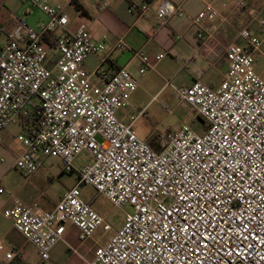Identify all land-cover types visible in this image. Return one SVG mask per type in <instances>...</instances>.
Returning a JSON list of instances; mask_svg holds the SVG:
<instances>
[{
	"label": "built area",
	"instance_id": "2783aa9c",
	"mask_svg": "<svg viewBox=\"0 0 264 264\" xmlns=\"http://www.w3.org/2000/svg\"><path fill=\"white\" fill-rule=\"evenodd\" d=\"M233 1L236 10L246 8V1ZM22 2L40 9L48 20L33 28L18 19L0 44V133L10 126L22 129L17 140L24 151L16 169L26 180L45 158L59 159L65 173L77 175L76 185L53 210L15 199L5 211L41 263L52 259L70 224L79 230L80 242L100 228L112 230L83 198L81 188L87 185L114 206L130 205L134 211L85 264H264V79L255 68L264 15L251 13L259 36L242 29L238 37L246 44L227 47L228 70L218 88L199 81L176 87L167 81L204 131L183 125L162 137L160 149L154 150L136 133L138 118L126 123L117 116L131 106L129 97L139 86L136 77L125 69L109 74L85 67L91 55L106 51L107 34L97 37L89 22L66 34L70 23L62 5ZM141 9L147 11L149 5ZM173 16L182 17L184 11L163 0L157 26H166ZM220 17L210 3L195 23ZM58 32L50 45L46 39ZM116 47L127 48L123 39ZM135 56L140 75L153 69L149 56ZM93 76L104 82L98 93ZM83 153L90 162L76 170L75 160ZM0 253L7 260L21 257L19 251L6 252L3 244Z\"/></svg>",
	"mask_w": 264,
	"mask_h": 264
},
{
	"label": "crops",
	"instance_id": "0c3cea01",
	"mask_svg": "<svg viewBox=\"0 0 264 264\" xmlns=\"http://www.w3.org/2000/svg\"><path fill=\"white\" fill-rule=\"evenodd\" d=\"M162 1L52 0V3L62 5L69 16L70 24L64 30L66 34L75 33L84 22L90 23L97 37L103 33L107 34L106 51L91 55L86 60L85 67L90 72L101 70L109 74L121 69L128 70L139 83L137 91L129 97L130 105L138 90L146 86V75L149 72L159 75L163 84L156 94H152L148 103L150 105L159 100L167 87V81L176 87L191 86L199 81L210 88H218L228 70L227 47L233 43L246 44L238 37V31L242 29H250L253 34L259 36L258 24L252 20L251 13L264 15V0H244L246 8L242 10L235 9L236 3L233 0H170L184 11V16H173L166 26L158 27L157 11ZM210 3L221 13V17L196 25L195 18L206 4ZM105 4L107 6L104 8ZM147 4L149 9L143 11L141 7ZM76 5L81 6L83 12L77 10ZM18 19L37 28L39 23L47 21L48 17L29 2L0 0V44L6 43L7 36L13 31ZM59 34L61 32L51 35L50 40L54 41ZM121 39L125 41L126 49L116 47ZM136 52L150 57L153 69L144 75L139 74L141 62L135 56ZM158 56L161 58L157 59ZM258 56L264 60V40L256 61ZM259 75L262 77V74ZM92 83L95 93L104 87L100 76H93ZM139 116L140 113L136 118ZM124 122L129 123L131 119L128 118ZM203 131L204 127L201 125L200 131L197 132ZM22 132L17 125L10 126L0 133V189L3 191L0 193V244L5 245L6 252L19 251L21 254V257L7 260L5 253H0V264H85L84 259H93L96 250L102 247L94 236L86 242H80L79 230L71 224L68 225L64 234L65 241L54 246L52 259L41 263L36 248L15 230L13 221L5 216V211L13 206L15 199L26 205L38 204L44 211H51L68 190L60 192L58 198L53 199L42 189L47 179L59 180L68 174L63 171L62 166L56 175L50 174L49 177L45 167H42L29 180L18 172L16 161L24 147L17 139ZM153 137L155 136L150 135L145 140L149 142ZM160 140L161 138H158V141L153 143L156 150L160 149ZM75 185L76 183L73 184ZM69 245L77 249L80 255L75 254Z\"/></svg>",
	"mask_w": 264,
	"mask_h": 264
},
{
	"label": "rangeland",
	"instance_id": "374dc122",
	"mask_svg": "<svg viewBox=\"0 0 264 264\" xmlns=\"http://www.w3.org/2000/svg\"><path fill=\"white\" fill-rule=\"evenodd\" d=\"M255 68L257 73L262 74L264 79V60L261 56H258ZM145 82L147 83L146 86L138 90L135 99L131 103L132 106L128 110L126 108L121 110L117 115L120 120L125 121L128 118L137 117L143 110V113L138 117L135 131L144 140L152 135L155 136L153 139L155 138V141H158V138L175 134L186 124L194 130L200 131V127L203 125L202 121L189 108L180 103L172 88L167 86L168 88L166 87L163 90L159 100L148 105L152 94L157 93L163 82L159 75L153 72L146 75ZM175 84L177 83L175 82ZM89 162L88 155L83 153L76 158L74 166L76 170H79ZM61 166L62 164L57 158H45L43 162V167L49 174L48 177L50 174L56 175ZM74 183H77V175L70 176L67 174L59 180L52 178L50 181L47 179L43 183L42 189L46 191L47 196L56 199L60 192L71 188ZM81 190L83 198L91 202L98 214L112 227L109 232H104L103 228H100L94 235L95 240L101 246H104L114 232L123 227L126 215L133 213L134 210L130 205L124 208L114 206L105 196L97 193L91 186L84 185Z\"/></svg>",
	"mask_w": 264,
	"mask_h": 264
},
{
	"label": "trees",
	"instance_id": "16d2710c",
	"mask_svg": "<svg viewBox=\"0 0 264 264\" xmlns=\"http://www.w3.org/2000/svg\"><path fill=\"white\" fill-rule=\"evenodd\" d=\"M76 8H77V10H81V12H83V9L81 8V6H79V5H76ZM46 41H48V43L50 44V45H52L53 44V41L52 40H50V37L49 38H47L46 39ZM155 138L154 139H151V140H149V145L153 148V143L155 142ZM154 150H156L155 148H153ZM92 204V203H91Z\"/></svg>",
	"mask_w": 264,
	"mask_h": 264
}]
</instances>
